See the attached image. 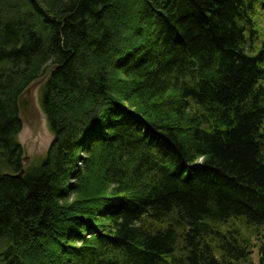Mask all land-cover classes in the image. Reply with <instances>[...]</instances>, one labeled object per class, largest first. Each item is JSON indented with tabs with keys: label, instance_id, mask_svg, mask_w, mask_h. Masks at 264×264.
Instances as JSON below:
<instances>
[{
	"label": "trees",
	"instance_id": "16d2710c",
	"mask_svg": "<svg viewBox=\"0 0 264 264\" xmlns=\"http://www.w3.org/2000/svg\"><path fill=\"white\" fill-rule=\"evenodd\" d=\"M263 14L0 0V264H264ZM47 75L53 140L25 168L22 97Z\"/></svg>",
	"mask_w": 264,
	"mask_h": 264
},
{
	"label": "rangeland",
	"instance_id": "374dc122",
	"mask_svg": "<svg viewBox=\"0 0 264 264\" xmlns=\"http://www.w3.org/2000/svg\"><path fill=\"white\" fill-rule=\"evenodd\" d=\"M261 22L264 26V14ZM48 77L47 75L45 78L34 83L22 97L20 110L22 131L18 136V142L24 149L25 168L40 162L45 157L53 140L47 124L46 115L40 103L41 88ZM253 258L254 263L259 264L257 251H255Z\"/></svg>",
	"mask_w": 264,
	"mask_h": 264
},
{
	"label": "water",
	"instance_id": "95a60500",
	"mask_svg": "<svg viewBox=\"0 0 264 264\" xmlns=\"http://www.w3.org/2000/svg\"><path fill=\"white\" fill-rule=\"evenodd\" d=\"M25 173V171H22L20 174H19V177L23 176Z\"/></svg>",
	"mask_w": 264,
	"mask_h": 264
}]
</instances>
